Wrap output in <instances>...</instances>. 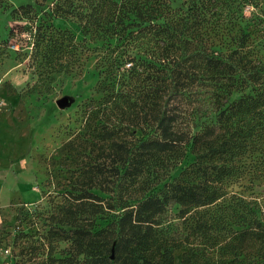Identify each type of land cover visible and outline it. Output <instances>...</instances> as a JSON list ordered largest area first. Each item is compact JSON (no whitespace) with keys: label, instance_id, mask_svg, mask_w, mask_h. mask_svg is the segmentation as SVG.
Masks as SVG:
<instances>
[{"label":"trees","instance_id":"1","mask_svg":"<svg viewBox=\"0 0 264 264\" xmlns=\"http://www.w3.org/2000/svg\"><path fill=\"white\" fill-rule=\"evenodd\" d=\"M10 15L24 22L16 29L32 41L31 63L54 76L74 72L83 48L53 19L75 20L109 50L97 64L99 98L83 103L100 164L91 158L85 186L56 195L48 236L68 246L41 264H211L188 238L224 243L223 264H242L264 246L253 210L216 211L246 172L264 181V0H55L46 21L30 4ZM170 205L188 231L179 263L160 221ZM251 261L264 264V253Z\"/></svg>","mask_w":264,"mask_h":264},{"label":"rangeland","instance_id":"2","mask_svg":"<svg viewBox=\"0 0 264 264\" xmlns=\"http://www.w3.org/2000/svg\"><path fill=\"white\" fill-rule=\"evenodd\" d=\"M54 2L4 0L0 8V235L12 245V264H41L51 252L53 258L65 254L68 244L48 236L52 205L60 200L56 195L74 186L78 179L81 185L76 186H85L87 179L80 173L90 168L91 158L96 155L89 152L85 142L88 116L83 112V103L99 98L95 92L99 79L97 64L106 58L109 50L85 39L75 20L53 19L49 24L70 31L78 49L83 48L74 72L54 76L49 67L42 71L31 63L32 41L27 33L18 35L16 29L24 22L14 21L10 15L13 9L30 4L38 18L46 21L49 17L43 13ZM249 10H245L247 16ZM10 30L15 34L11 38ZM38 73L46 78L43 83L36 82ZM62 99L67 100V105L59 108L57 102ZM135 136L140 134L136 132ZM249 163L246 160V165ZM226 190L227 195L216 209L218 214L237 210L241 218L243 212L253 210L264 225V181L250 178L246 172ZM95 192L104 197L101 192ZM178 211L176 205H170L160 220L164 241L173 250L175 263L189 249L184 241L188 238L187 225L179 218ZM96 223L102 226L104 221ZM181 241V247L173 249ZM188 242L203 244L204 259L211 264H223L228 256L227 250H220L224 243L213 246L212 239L203 243L191 238ZM246 253L242 264L252 262V256H262L264 246L255 245ZM157 255L154 251L152 257Z\"/></svg>","mask_w":264,"mask_h":264},{"label":"built area","instance_id":"3","mask_svg":"<svg viewBox=\"0 0 264 264\" xmlns=\"http://www.w3.org/2000/svg\"><path fill=\"white\" fill-rule=\"evenodd\" d=\"M12 253L10 242L0 236V264H11Z\"/></svg>","mask_w":264,"mask_h":264},{"label":"water","instance_id":"4","mask_svg":"<svg viewBox=\"0 0 264 264\" xmlns=\"http://www.w3.org/2000/svg\"><path fill=\"white\" fill-rule=\"evenodd\" d=\"M57 105L59 108H63L67 105V100L66 99H62L60 101L57 102Z\"/></svg>","mask_w":264,"mask_h":264}]
</instances>
